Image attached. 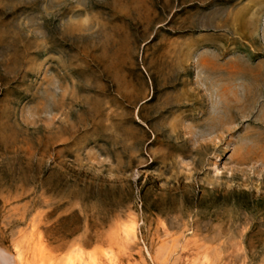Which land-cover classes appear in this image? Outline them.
Returning a JSON list of instances; mask_svg holds the SVG:
<instances>
[{
	"label": "rangeland",
	"instance_id": "374dc122",
	"mask_svg": "<svg viewBox=\"0 0 264 264\" xmlns=\"http://www.w3.org/2000/svg\"><path fill=\"white\" fill-rule=\"evenodd\" d=\"M0 246L264 264V0H0Z\"/></svg>",
	"mask_w": 264,
	"mask_h": 264
},
{
	"label": "bare ground",
	"instance_id": "6f19581e",
	"mask_svg": "<svg viewBox=\"0 0 264 264\" xmlns=\"http://www.w3.org/2000/svg\"><path fill=\"white\" fill-rule=\"evenodd\" d=\"M16 256L12 255L6 249L0 246V263L1 264H17Z\"/></svg>",
	"mask_w": 264,
	"mask_h": 264
}]
</instances>
